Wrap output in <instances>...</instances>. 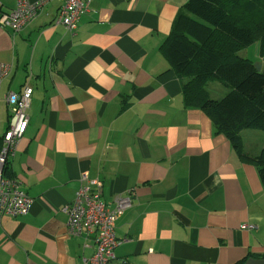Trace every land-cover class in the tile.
Listing matches in <instances>:
<instances>
[{
  "label": "crops",
  "instance_id": "1",
  "mask_svg": "<svg viewBox=\"0 0 264 264\" xmlns=\"http://www.w3.org/2000/svg\"><path fill=\"white\" fill-rule=\"evenodd\" d=\"M186 1L91 0L68 31L55 22L62 1L49 0L19 31L0 26V61L10 66L2 130L3 95L32 87L28 126L5 166L32 203L1 217L0 264H89L95 235L70 234L62 209L83 175L98 179L108 207L131 197L116 216L110 264H238L264 254L256 167L203 110L184 107V78L160 49ZM15 6L0 0V13ZM206 88L215 99L228 91L214 80Z\"/></svg>",
  "mask_w": 264,
  "mask_h": 264
},
{
  "label": "trees",
  "instance_id": "2",
  "mask_svg": "<svg viewBox=\"0 0 264 264\" xmlns=\"http://www.w3.org/2000/svg\"><path fill=\"white\" fill-rule=\"evenodd\" d=\"M254 41L264 58V0H187L160 49L184 78V107L203 110L215 132L254 164L264 187V147L257 154L245 152L240 134L244 129L264 130V73L238 54ZM210 80L221 81L228 91L211 98L206 88Z\"/></svg>",
  "mask_w": 264,
  "mask_h": 264
},
{
  "label": "built area",
  "instance_id": "3",
  "mask_svg": "<svg viewBox=\"0 0 264 264\" xmlns=\"http://www.w3.org/2000/svg\"><path fill=\"white\" fill-rule=\"evenodd\" d=\"M46 1L49 0H16L13 9L0 13V26L12 32L19 31ZM61 1L55 22L73 31L80 15L89 10L91 0ZM9 70L10 66L0 61V83ZM31 95L32 87L28 82L19 92L10 91L3 95L8 114L6 127L0 131V219L3 215H24L32 203V198L22 189L19 180L5 174L8 159L28 126ZM83 178L85 184L78 187L73 200L62 208L67 215L68 231L76 236L94 234L96 249L88 259L89 264H110L118 242L115 236L116 216L131 205V197L116 196L114 205L108 207L100 197L98 179H89L85 175Z\"/></svg>",
  "mask_w": 264,
  "mask_h": 264
},
{
  "label": "rangeland",
  "instance_id": "4",
  "mask_svg": "<svg viewBox=\"0 0 264 264\" xmlns=\"http://www.w3.org/2000/svg\"><path fill=\"white\" fill-rule=\"evenodd\" d=\"M238 54L240 56L250 58L251 60L254 61V63L259 62V61L264 63V61H263L264 58L259 57V44L257 41H254L249 46H246V47H243L242 49H240L238 51ZM214 81H218V80H214ZM2 115L3 114L0 113V118H1L0 129L1 130H2V126H3V121H2L3 116ZM245 130L246 131L244 132V137H245V142H246V150L248 152L251 153L256 148H260V147L264 146V130H258V129H245ZM252 131H256V132H254V133H257V134H255L256 137H254V134ZM250 133H252V134H250ZM248 135H250V136H248Z\"/></svg>",
  "mask_w": 264,
  "mask_h": 264
},
{
  "label": "water",
  "instance_id": "5",
  "mask_svg": "<svg viewBox=\"0 0 264 264\" xmlns=\"http://www.w3.org/2000/svg\"><path fill=\"white\" fill-rule=\"evenodd\" d=\"M254 66L257 70L264 73V65L261 61L254 63ZM243 264H264V257H249Z\"/></svg>",
  "mask_w": 264,
  "mask_h": 264
}]
</instances>
